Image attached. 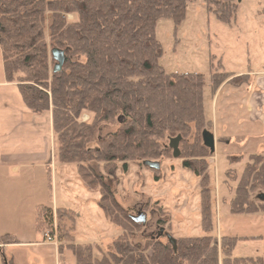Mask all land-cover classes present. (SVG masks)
<instances>
[{"label":"trees","instance_id":"1","mask_svg":"<svg viewBox=\"0 0 264 264\" xmlns=\"http://www.w3.org/2000/svg\"><path fill=\"white\" fill-rule=\"evenodd\" d=\"M192 1L0 0L5 80L18 86L33 114L51 113L56 160L75 165L83 185L99 193L100 211L123 230L109 250L95 258L91 246L74 244L75 215L71 210L39 206L37 232L51 233L56 216L59 239L66 240L75 264H218L216 239L209 234V196L208 200L200 197L204 235L175 240L176 252L168 241L162 243L151 236L143 245L132 242L136 230L131 229L138 231L143 225L132 221L130 212L115 199L118 165L127 172L130 163L157 162L168 155V142L178 136L182 168L196 177H203L208 168L206 160L212 154L201 138L212 123L206 120L203 106L205 80L198 74L166 73L155 37L159 20L170 19L178 25ZM203 1L218 22L231 25L235 20L234 0ZM53 49L65 56L58 73L53 72ZM214 64L213 96L234 76L222 69L220 61ZM237 79L244 77L232 82ZM83 113L91 115L90 123L80 121ZM102 126L116 129L100 137ZM206 181L205 176L201 188ZM256 191L264 195L262 155L249 157L230 201V212L264 213V200H251ZM236 241L222 238L221 264H264L261 258H233ZM14 244L19 242L10 235L0 237L5 264L12 260L5 256L4 247Z\"/></svg>","mask_w":264,"mask_h":264},{"label":"rangeland","instance_id":"2","mask_svg":"<svg viewBox=\"0 0 264 264\" xmlns=\"http://www.w3.org/2000/svg\"><path fill=\"white\" fill-rule=\"evenodd\" d=\"M234 2L237 9L231 25L218 22L207 12L203 0H195L187 3L184 18L178 25L170 19L159 20L155 27V37L162 50L160 65L166 73L203 76L206 120L212 119L215 126V113L218 118L223 113L226 115V125L223 123L222 129L234 136L244 137L248 125L244 122L246 117L242 111V103L247 88L228 86L219 98L216 112L215 104L211 109L215 96L211 93L213 61L214 66L220 61L222 69L227 73L247 74L264 70V0ZM68 19L72 20L73 17ZM234 79L232 76L225 83H233ZM240 80L243 79H237L234 83L240 84ZM91 120L88 113H83L80 118L83 123H90ZM217 124L220 129L219 121ZM214 126L211 123L210 130L202 132L203 143L204 137L213 135ZM115 129L113 126H102L98 136H106ZM260 132L261 129L258 128L256 133ZM194 135L193 131L192 136ZM191 142L192 137L188 138V143ZM223 144H220L218 151L214 148L210 150L212 156L206 160L208 168L203 177L206 176L207 181L203 188V177H196L182 168L183 160L173 158L169 142L167 147L171 151L157 160L158 172L143 166L141 162L130 163L127 172L118 165L115 175L117 203L130 212L131 218L137 217L139 212L146 218L141 229H131L136 230L133 232L132 242L143 245L146 237L151 236L166 243L164 235L157 237L160 229L174 240L202 237L204 232L201 228L200 197L202 195L203 199L208 200L209 196L208 202L210 209L212 208L209 234L216 239L218 264L222 261L221 240L224 236L237 239L232 251L233 258H261L264 262V213L230 212V201L249 157L264 156V139L235 140L225 147ZM56 165V172L51 174L46 169L43 173L34 170L29 182L12 178L7 183H0L5 197V200L2 197L4 201L0 204V236L10 234L22 241L33 240L37 236L43 242V237H39L36 232V211L40 205L52 208L55 199L57 207H65L74 212V244L91 246L93 256L99 258L109 250L123 230L112 224L98 208L100 195L97 190L91 191L80 180L75 181L77 169L74 164L63 165L57 161ZM259 193L254 192L251 200H258L261 195ZM53 220L52 232H43L50 234L51 242L44 243L55 247L62 243L60 248L63 249L64 259H61V264H75L72 252L66 248V240L59 239L56 216ZM69 225L68 223V227ZM31 251L43 258V264H53V248L45 246ZM5 252L8 257L15 256L16 264H26L29 251L5 248ZM147 254L150 255V252Z\"/></svg>","mask_w":264,"mask_h":264},{"label":"crops","instance_id":"3","mask_svg":"<svg viewBox=\"0 0 264 264\" xmlns=\"http://www.w3.org/2000/svg\"><path fill=\"white\" fill-rule=\"evenodd\" d=\"M232 74L235 78L244 77V79L240 84L225 83L222 85L213 97L211 109L214 108L215 104L216 112V105L219 102V98L228 86L233 85L236 89L247 88L245 100L242 103V111L246 117L244 122L248 125V130L244 134V137L234 136L227 130L222 129L223 123L226 125V115L222 113L218 118L215 113V126L212 119L207 118L214 126L213 135L209 136L213 140V148L216 151L221 148V143H224L223 145L225 147L226 145L233 144L235 140L246 141L250 138L264 139V70L256 73ZM217 121L220 123V129ZM258 128L261 129L259 134L256 133ZM56 164L51 113L45 112L36 115L26 107L18 86L14 83H8L5 80L0 51V183H7L12 178L29 182L34 170L43 173L44 169H46L51 174L53 171L56 172ZM76 180L80 182L77 173H75ZM2 197L5 200L0 187V204L4 201ZM55 202L56 200L53 199V207L50 208L53 211L59 208L55 205ZM61 208L65 209V207ZM37 233L39 237L43 235L41 232ZM11 237L16 239L14 236ZM16 240L19 244L4 247V254L7 259L12 260V264H16L17 259L14 255L8 257L5 248L6 250L20 248V250L29 251L26 264H43V258L34 255L31 250L44 248L45 246L54 249L53 264H61V259H64L63 249L60 250V246H63L62 243H58L56 247L52 244L45 245V241L41 242L37 236L33 240ZM33 258H35L34 262H32Z\"/></svg>","mask_w":264,"mask_h":264},{"label":"water","instance_id":"4","mask_svg":"<svg viewBox=\"0 0 264 264\" xmlns=\"http://www.w3.org/2000/svg\"><path fill=\"white\" fill-rule=\"evenodd\" d=\"M51 56L52 59L55 61V66L53 69L54 73H58L61 71L62 66L64 64L65 61V56L63 51L59 50V49H53L51 51ZM181 137L178 136L174 139H171L169 141V145L168 147L172 150V156L174 159H178L180 152H179V143H180ZM204 145L207 146L211 151L213 149V140L212 138H210V136H206L204 137ZM143 166L150 168L152 170H159V163L158 162H151V161H145L142 163ZM260 200L264 199V195H260L259 196ZM132 221H134L135 223H140V224H145V215L143 213H138L137 217H132L131 218ZM161 235H164L165 238L167 239L168 243L172 246V249L174 252H176V241L171 238L167 233L163 232V229H160V232L158 234L157 237H160ZM4 259V258H3ZM5 261V259H4Z\"/></svg>","mask_w":264,"mask_h":264},{"label":"built area","instance_id":"5","mask_svg":"<svg viewBox=\"0 0 264 264\" xmlns=\"http://www.w3.org/2000/svg\"><path fill=\"white\" fill-rule=\"evenodd\" d=\"M50 234L49 233H46V234H43L42 236H43V239H44V241H48V242H51V239H50V236H49Z\"/></svg>","mask_w":264,"mask_h":264},{"label":"flooded vegetation","instance_id":"6","mask_svg":"<svg viewBox=\"0 0 264 264\" xmlns=\"http://www.w3.org/2000/svg\"><path fill=\"white\" fill-rule=\"evenodd\" d=\"M139 213H141V212H139ZM0 259H1L0 260V264H5L4 259H3V256H2V252H1V245H0Z\"/></svg>","mask_w":264,"mask_h":264}]
</instances>
